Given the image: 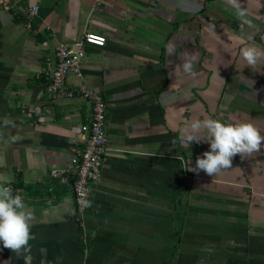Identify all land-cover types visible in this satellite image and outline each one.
Returning a JSON list of instances; mask_svg holds the SVG:
<instances>
[{
  "label": "crops",
  "instance_id": "obj_1",
  "mask_svg": "<svg viewBox=\"0 0 264 264\" xmlns=\"http://www.w3.org/2000/svg\"><path fill=\"white\" fill-rule=\"evenodd\" d=\"M0 0V185L24 189L32 264H264V145L209 176L188 171L209 143H173L195 119L252 123L264 136V0ZM39 6L28 28L27 12ZM81 76L107 103L108 152L93 186L85 242L72 186L54 181L84 146L82 98L50 99L59 43L85 34ZM174 41L175 55L166 45ZM185 51L195 75L175 73ZM50 188H54L50 192ZM0 264H24L0 243Z\"/></svg>",
  "mask_w": 264,
  "mask_h": 264
},
{
  "label": "clouds",
  "instance_id": "obj_2",
  "mask_svg": "<svg viewBox=\"0 0 264 264\" xmlns=\"http://www.w3.org/2000/svg\"><path fill=\"white\" fill-rule=\"evenodd\" d=\"M238 20L251 25L248 19V10L242 0H227ZM169 56L175 55L176 44L174 41L166 45ZM241 56L251 67H255L264 52L256 47H244ZM197 56L194 51H185L181 63L176 64L175 73L195 75ZM209 143L210 150L205 151L196 160L195 167L188 171L199 173L204 171L209 176L220 174L223 170L232 167L233 158L250 156L260 151L264 145V136L252 123L222 122L219 119L204 118L192 121L173 143L190 146L191 143ZM90 206L82 202V209ZM34 215L29 210L20 194H13L10 187L0 185V243L4 248L10 249L17 257L23 256L24 264H32L31 247V221Z\"/></svg>",
  "mask_w": 264,
  "mask_h": 264
},
{
  "label": "built area",
  "instance_id": "obj_3",
  "mask_svg": "<svg viewBox=\"0 0 264 264\" xmlns=\"http://www.w3.org/2000/svg\"><path fill=\"white\" fill-rule=\"evenodd\" d=\"M39 10V6H31L28 9V28L32 27V21ZM105 43V37L91 33L85 34L77 45L61 42L56 47V65L46 72L48 80L46 93L50 99L79 97L90 103L92 108L91 116L79 133L84 141L83 148L77 152L69 165L50 172L52 180L72 186L76 207L75 221L85 242L88 239L85 218L90 206L82 209V202L86 201L90 205L93 186L101 178L103 163L108 152L107 103L103 96L90 90L86 85L79 89H70L67 86V79L71 74L81 76V62L86 54V45L104 46ZM4 186L10 187L13 194H20L25 203L23 188L14 182ZM49 191L53 192L54 188H50Z\"/></svg>",
  "mask_w": 264,
  "mask_h": 264
}]
</instances>
